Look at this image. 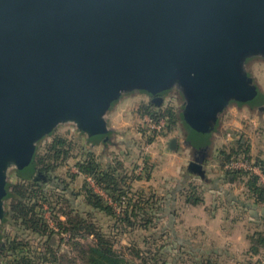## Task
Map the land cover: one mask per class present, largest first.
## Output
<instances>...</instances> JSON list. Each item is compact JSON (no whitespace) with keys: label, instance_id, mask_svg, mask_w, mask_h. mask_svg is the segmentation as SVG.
Returning a JSON list of instances; mask_svg holds the SVG:
<instances>
[{"label":"water","instance_id":"obj_1","mask_svg":"<svg viewBox=\"0 0 264 264\" xmlns=\"http://www.w3.org/2000/svg\"><path fill=\"white\" fill-rule=\"evenodd\" d=\"M258 55L264 0H0V227L10 165L35 172L36 142L62 122L110 143L106 116L125 93L183 89L200 174L230 104L264 109L243 68Z\"/></svg>","mask_w":264,"mask_h":264},{"label":"trees","instance_id":"obj_2","mask_svg":"<svg viewBox=\"0 0 264 264\" xmlns=\"http://www.w3.org/2000/svg\"><path fill=\"white\" fill-rule=\"evenodd\" d=\"M129 112L137 118L148 116L156 125L166 120L167 123L161 128L164 131L161 134L163 137L169 136L180 123L176 112L164 108L161 97ZM140 132L148 144L154 143L160 136L158 130L152 129L149 134H146L147 131ZM77 147V142L55 135L50 142L45 143L35 157V172L29 175L30 187L25 188L20 184L12 186L8 216L10 215V219L16 225L42 238L40 242L42 247L40 252L36 249L29 251L28 248H31L24 240L10 237L5 244H0L4 245L0 248V259L12 256L13 260L6 263L0 260V264H136V262H139L137 264H173L167 258L165 251L167 244H157L158 240L163 242L165 238L172 239L173 234L177 235L173 223L160 225L165 218L162 214L166 213L164 198L154 191L135 186L137 182L150 179L153 164L146 161V158L143 159L145 172L143 177L137 174V166L129 171L123 159L115 158L111 162L102 164L96 154L90 150L80 149V153L75 155L74 151ZM215 153L214 161L218 162V172L213 170V174L216 173L215 178L209 177L207 165H202L200 174L194 175L191 172L192 175L187 171L180 191L181 200L186 205H204L206 203L204 186H210L212 190L220 192L221 188L227 185L241 189L238 194H234L231 190L225 194L224 191L221 192L225 198L223 205L226 209L234 205L237 209L247 210L248 207H255L262 210L258 228L248 233L246 239L249 242L247 254L264 259V183L261 182L259 175L250 170L226 169V165L232 162L245 160L259 167L264 174V156L252 154L251 144L242 139L223 144ZM71 159L75 160L74 166L79 174L68 171L67 177L71 181H75L79 175L85 177L80 192L70 191L65 180L55 177V174ZM209 162L211 161L206 164ZM37 172L46 174L48 179H35L34 175ZM89 178L113 202L110 203L97 193L88 180L86 181ZM56 179L57 185L64 186L61 192L53 189L54 187L51 190L48 188L52 184L56 186L54 183ZM79 198H82V208L76 205V200ZM43 204H48L51 210L54 227L48 224L44 212L41 213ZM100 213L111 218L109 221H113V225L103 224L101 219L97 218ZM129 229L151 232L150 235L154 237L155 243L146 244L148 246L145 249L140 248L136 242L117 249L110 234L117 230L118 233L123 234ZM90 238L92 240L89 241ZM147 240L148 238H145V242ZM64 242L71 247L70 255L62 250ZM181 245L178 244L177 248L179 249ZM193 264L215 263L209 258ZM237 264L255 263L247 259Z\"/></svg>","mask_w":264,"mask_h":264},{"label":"rangeland","instance_id":"obj_3","mask_svg":"<svg viewBox=\"0 0 264 264\" xmlns=\"http://www.w3.org/2000/svg\"><path fill=\"white\" fill-rule=\"evenodd\" d=\"M244 71L249 73L254 78L255 84L264 93V56L258 55L252 57L244 63ZM163 99L164 108H169L176 112L179 117V126L169 136L163 137L161 134L164 132L161 128L158 130L160 136L152 144H148L146 138L141 134V130L149 134L152 131V127L149 124L150 117L137 118L133 113L129 112L134 110L136 107L142 104L149 103L152 98L146 93L142 92H130L125 93L117 104H115L108 115L106 116L107 125L110 132V143H103L102 141H92L88 138V135L82 132L75 123L73 122H62L55 126V128L45 135H43L35 144V156L33 165L35 166V157L38 152L42 149L45 143L50 142L55 135L65 137L69 141H75L78 143V147L74 154H79L80 149L90 150L94 152L98 160L102 164L111 162L115 158L123 159L129 168V171L135 168L137 174L144 176L143 159L154 164L153 168V179L151 182H137L136 187H143L146 190L155 189L156 192H162L160 188L164 186H171L170 183H174L172 175L168 174L170 169H174L177 166V162L174 158L168 160L166 156L172 154L171 151L174 149H181L183 153L187 143V134L189 129L183 119V110L186 103V95L178 85L173 86L170 90L165 91L159 95ZM220 117V124L216 130V133L212 135V143L208 151V157L205 159L203 165H207L209 170V177L215 178L216 173L213 174V170L218 172V165L214 161L216 156V149L221 147L223 144L230 143L235 139H242L244 142H248L252 147V154H263L264 156V109H260L258 106L250 107L247 105H238L236 102H232L228 109ZM166 120H162L161 123ZM174 142V146L172 143ZM186 156V167L191 162H195V156H190L188 153H184ZM173 158V159H172ZM209 159V164H206ZM75 160L71 159L63 168H61L55 177L60 180H65L69 185L70 191L80 192L85 181V177L79 175L75 181H71L67 177V172L70 171L73 174H79L78 169L74 166ZM201 165V164H200ZM36 175V174H35ZM34 175V176H35ZM7 176V188L9 197L5 199L6 215L1 222L0 227V244H5L8 238L19 237L20 240H24L31 249L37 252L41 251L42 241L39 236L26 231L19 225H16L10 215L8 216V209L10 204V198L12 196L13 185H23L25 188H29L31 184L30 176L28 174L20 172L15 165H10L6 171ZM170 178V179H169ZM54 182L49 186V190L57 189L59 192L62 191L64 186L57 185L58 181ZM169 179V182H168ZM42 180V179H40ZM88 179H86L87 181ZM89 184L95 189V191L110 203L112 199L103 193L96 183L92 180H88ZM200 183V182H199ZM263 183V182H262ZM64 185V184H63ZM206 206H214L218 204V208H213L205 211L204 207L191 208L187 205H183L182 202L176 205L174 210L173 229H176L177 235L173 234L172 239H166L157 241V244H167L166 254L168 255L169 262L173 264H193V262H201L203 259H211L215 264H237L244 260L250 259L255 264H264V259L258 256H251L247 254L249 249V242L246 239V235L258 228L259 217L262 216V210L260 208L248 207V209L236 208L234 205L231 206V210L226 209L223 205L225 198H220L218 194H213L210 186H204ZM231 190L234 194L240 193L239 188L236 186H225V192ZM161 195V194H160ZM217 198V199H216ZM216 199V200H215ZM215 200V201H214ZM212 204V205H211ZM221 204V205H220ZM76 205L82 208V198L76 200ZM190 206V205H189ZM44 218L49 221V225L54 227L52 220L51 210L48 204L42 206ZM209 208V207H208ZM173 210H167L171 213ZM209 212L215 216L214 219H208ZM163 222L168 223V214L164 213ZM166 215V216H165ZM8 216L7 219H5ZM98 219H101L105 225H113V221H109L111 218L103 216V214L97 215ZM62 219H64L62 217ZM166 223V224H167ZM159 225V226H160ZM56 228V227H55ZM161 228V226H160ZM118 231V230H117ZM117 231L111 233L114 244L117 249H120L125 244L133 245L136 242L140 248H146L149 245H153L155 242L151 232H144L140 229L131 231L130 229L120 234ZM153 231V230H152ZM154 232V231H153ZM152 232V234H153ZM170 232V231H166ZM167 237V236H166ZM145 238H148L145 242ZM177 238V239H175ZM92 240L91 238L89 241ZM86 243L88 240L85 241ZM178 244H182L178 249ZM156 245V244H155ZM1 246V245H0ZM4 246V245H3ZM1 248V247H0ZM64 252L71 253V247L66 242L62 245ZM127 253V250H125ZM70 255V254H69ZM128 255V254H127ZM130 258V256H129ZM4 263L13 260L12 256H6L1 258ZM133 261V260H132ZM136 262V261H134ZM139 262H136V264ZM9 264V263H8Z\"/></svg>","mask_w":264,"mask_h":264},{"label":"crops","instance_id":"obj_4","mask_svg":"<svg viewBox=\"0 0 264 264\" xmlns=\"http://www.w3.org/2000/svg\"><path fill=\"white\" fill-rule=\"evenodd\" d=\"M249 108H250V106H249ZM226 113V112H225ZM219 128H217V130H218ZM216 133V132H215ZM181 149H178V150H176V149H174V151H171L172 152V154L171 155H169V156H166L167 158H165V159H167V163H168V160L171 158V156L174 158V161H176L178 164H177V166H176V168H174L173 170L172 169H170V171L168 172V174H170V175H172V176H170V177H172V178H174V183H173V185H172V183H170L169 182V179H168V182L170 183L169 185H171V186H164L163 185V187L162 188H160L161 189V193L160 192H156V190L155 189H150L151 191H154L156 194H158V196H160V197H163L164 198V201H165V204H166V214H168V224H170L171 225V223H175L174 222V220H173V216H174V210L176 209V205H179V203L180 202H182V200H181V197H180V191H181V187H182V184H183V181L185 180V178H184V176H185V174L186 173H191L190 171H189V164H188V166H187V169H185L184 167H186V156H185V154L184 153H188L190 156H195L194 155V151L192 150V148L191 147H186L184 150V152L183 153H181V151H180ZM172 158V159H173ZM208 161H209V159H207V161H206V163H208ZM204 162H205V160H204ZM203 162V163H204ZM203 163H201V166L203 165ZM153 164V163H152ZM204 166V165H203ZM153 168H154V164H153ZM153 168H152V171H153ZM152 171H151V177H150V179L147 181V180H142L141 182H151V180L153 179L152 177V175H153V173H152ZM188 171V172H187ZM192 174V173H191ZM194 174V173H193ZM192 174V175H193ZM194 175H196V174H194ZM143 177H145V175L143 176ZM228 186V185H227ZM212 188V187H211ZM238 188V187H237ZM149 190V189H148ZM241 190V189H240ZM225 192V186L224 187H222L221 188V192ZM210 192H212L213 194H218L219 195V197L221 198H223L224 199V196L222 195V193L220 192V191H217V190H212V191H210ZM161 194V195H160ZM217 199V198H216ZM215 199V200H216ZM214 200V201H215ZM183 203V202H182ZM206 204V203H205ZM201 205V206H189V205H187V207H191V208H199V207H204V209H205V211L206 212H208V210H210V209H214V210H216V208H218V204L216 205V203H214L213 205L214 206H206V205ZM183 205H185L186 206V204H184L183 203ZM212 205V204H211ZM221 205V204H220ZM209 207V208H208ZM173 208V210L171 211V213H168L167 212V210L169 211L170 209H172ZM228 210H231L230 208H228ZM209 217H208V219H210V218H212V219H214L215 218V216H213V215H211V213L209 212ZM166 218V217H165ZM165 223H167V222H165ZM175 231H176V229H175Z\"/></svg>","mask_w":264,"mask_h":264},{"label":"built area","instance_id":"obj_5","mask_svg":"<svg viewBox=\"0 0 264 264\" xmlns=\"http://www.w3.org/2000/svg\"><path fill=\"white\" fill-rule=\"evenodd\" d=\"M149 124L151 125L152 129H160L165 125V122L160 123V125H156L152 123V120H149ZM226 169H245V170H250L253 173L257 174L260 176L261 182L264 183V174L262 173L261 169L259 167H255L252 164H249L247 161L245 160H238L235 162H232L228 165H226ZM88 180H92L91 178H89Z\"/></svg>","mask_w":264,"mask_h":264},{"label":"flooded vegetation","instance_id":"obj_6","mask_svg":"<svg viewBox=\"0 0 264 264\" xmlns=\"http://www.w3.org/2000/svg\"><path fill=\"white\" fill-rule=\"evenodd\" d=\"M159 98V97H158Z\"/></svg>","mask_w":264,"mask_h":264}]
</instances>
